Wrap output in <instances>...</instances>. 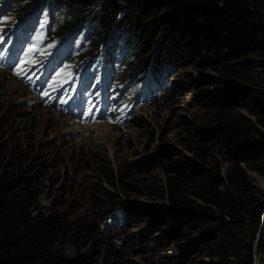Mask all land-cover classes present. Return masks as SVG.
Listing matches in <instances>:
<instances>
[{"label":"rangeland","instance_id":"rangeland-1","mask_svg":"<svg viewBox=\"0 0 264 264\" xmlns=\"http://www.w3.org/2000/svg\"><path fill=\"white\" fill-rule=\"evenodd\" d=\"M60 1L0 0V175L13 194L35 196L29 211L57 226L51 251L81 258L80 264H214L217 259L205 254L216 235L237 237L240 228L223 229V215L213 207L212 213L201 214L191 208L207 205L211 190L224 189L221 184L208 189L207 182L217 178L229 195L230 189L239 193V202H226L230 213L241 216L235 222L246 221L264 203V175L242 162L255 160L254 149L241 142L227 146L228 131L221 122L223 116L237 115L256 122L258 106L250 92L264 90L263 58L231 51L229 43L188 49L182 37L163 32L144 47L140 62L150 57L156 65L178 62L165 88L143 91L144 66L131 67V59L118 56L112 71L107 63L97 66V72L107 69L121 85L131 81L132 95L118 100L114 92H98L90 81L93 71L80 66L101 50L91 52L90 41L74 28L59 32ZM119 3L134 7L137 0ZM176 8L174 2L166 7ZM261 14L264 20V7ZM93 15L94 10L84 13ZM29 48L40 55H27ZM20 57L39 66V72L25 76L20 67L13 71ZM227 65L246 69L252 83L229 79ZM73 85V98L60 103L58 97ZM44 91L51 95L43 96ZM88 100L99 108L91 116ZM154 112L156 122L148 118ZM103 127L108 131L102 132ZM258 129L264 137V124ZM238 169L245 180L228 186L227 173ZM110 198L127 204L131 220L100 215ZM262 214L264 209L257 211L252 250L260 243L264 248ZM105 221L110 229L103 227ZM121 235L125 245L135 247L120 248Z\"/></svg>","mask_w":264,"mask_h":264},{"label":"trees","instance_id":"trees-1","mask_svg":"<svg viewBox=\"0 0 264 264\" xmlns=\"http://www.w3.org/2000/svg\"><path fill=\"white\" fill-rule=\"evenodd\" d=\"M169 2L177 4V8L166 9ZM57 7V14H62L59 32L74 28L77 33H84L86 40L90 41L91 52L104 45L103 53L107 60L123 52L126 59L132 60L130 63L134 66L131 67L144 66L143 70L148 69V81L154 83L161 81L165 84L174 74L173 67L178 63L173 64V59L156 65L152 57L149 61L144 58L140 62L144 47L163 32L182 37L183 46L188 49L217 48L229 43L231 51L258 54L263 58L264 65V20L261 14L264 0H137L134 7H123L119 0H102L100 3H96V0H62ZM46 8L52 11L50 6ZM91 10H94L93 16H84L85 12ZM226 73L229 79L240 85L252 83L244 68L227 65ZM250 94L252 103L258 106L256 122L243 115H237L234 119L223 116L221 122L228 131L225 135L226 145L241 142L253 148L255 160L242 162L249 170L264 175V137L258 129L264 124V90ZM245 177L243 170H233L227 173V184L235 186ZM214 184H221L224 189L221 192L211 190ZM207 186L212 191L207 205L197 204L191 211L212 213L213 207L223 215L219 219L223 229L236 225L240 228V235H216L212 248L205 255L217 259L214 264H253L251 242L259 230L257 211L264 209V203L250 212L246 221L235 222V217L239 216H234L227 208L226 202L232 196L225 190V184L217 178V181H208ZM35 199V196L19 197L13 194L11 186L0 175V264H80L81 258H67L59 250L51 251L57 242L59 230L49 218L29 211ZM106 203L108 207L101 216L112 213L119 222L131 218L125 202L110 198ZM111 225L106 221L103 223L106 229H110ZM117 239L122 249L135 247L125 245L124 235L117 236ZM259 264H264V248L259 252Z\"/></svg>","mask_w":264,"mask_h":264},{"label":"snow or ice","instance_id":"snow-or-ice-1","mask_svg":"<svg viewBox=\"0 0 264 264\" xmlns=\"http://www.w3.org/2000/svg\"><path fill=\"white\" fill-rule=\"evenodd\" d=\"M0 42H3L2 36H0ZM27 55L39 56L40 53L38 50H35L33 48H29L27 50ZM16 67H20L21 72H23L25 74V76H27L29 73L35 75L39 72V66L26 64L22 57L17 58V61L13 65H11V68L13 71H15ZM21 72H15V74L17 76H20ZM56 75H59V73H57ZM36 78L39 79V75H37ZM62 87H63V85H61V88ZM64 92H65V94L58 97V100L62 104H68L69 100H71L73 98L72 94H73V92H75V85H73V87L71 89H65ZM42 95L43 96H50L51 93L48 91H44L42 93ZM86 104L88 105L86 110H87V113L89 116L94 115V113L96 111H99L98 105L93 103L91 100L86 101Z\"/></svg>","mask_w":264,"mask_h":264},{"label":"water","instance_id":"water-1","mask_svg":"<svg viewBox=\"0 0 264 264\" xmlns=\"http://www.w3.org/2000/svg\"><path fill=\"white\" fill-rule=\"evenodd\" d=\"M263 229H264V220L261 226V235H263ZM262 246H263L262 243L253 246V253H252L253 264H259V252L261 251Z\"/></svg>","mask_w":264,"mask_h":264},{"label":"bare ground","instance_id":"bare-ground-1","mask_svg":"<svg viewBox=\"0 0 264 264\" xmlns=\"http://www.w3.org/2000/svg\"><path fill=\"white\" fill-rule=\"evenodd\" d=\"M106 49V48H105ZM11 81V80H10ZM11 83H12V81H11ZM10 88H12V84L10 85ZM9 88V89H10ZM11 94V93H10ZM151 110V109H150ZM150 112H152V111H150ZM156 115L154 116V115H152L153 113H149L150 114V116L148 117L149 119H150V117H151V119H153L154 121H155V119H154V117H157V116H159L158 115V113L157 112H154ZM45 119H51L50 117H48V115H47V117L45 118ZM153 120H150V124H153L152 122H153ZM156 122V121H155ZM101 130V129H100ZM105 132V131H108V129L106 128V127H103V130H102V132Z\"/></svg>","mask_w":264,"mask_h":264},{"label":"built area","instance_id":"built-area-1","mask_svg":"<svg viewBox=\"0 0 264 264\" xmlns=\"http://www.w3.org/2000/svg\"><path fill=\"white\" fill-rule=\"evenodd\" d=\"M261 220H262V222H263V220H264V216H263V214L261 215Z\"/></svg>","mask_w":264,"mask_h":264}]
</instances>
